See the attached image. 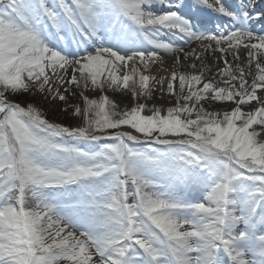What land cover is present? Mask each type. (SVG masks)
<instances>
[{"label":"snow or ice","instance_id":"1","mask_svg":"<svg viewBox=\"0 0 264 264\" xmlns=\"http://www.w3.org/2000/svg\"><path fill=\"white\" fill-rule=\"evenodd\" d=\"M261 20L256 0H0V264H264Z\"/></svg>","mask_w":264,"mask_h":264},{"label":"bare ground","instance_id":"2","mask_svg":"<svg viewBox=\"0 0 264 264\" xmlns=\"http://www.w3.org/2000/svg\"><path fill=\"white\" fill-rule=\"evenodd\" d=\"M46 3L49 4V6L52 5L53 0H46ZM225 3L227 5H231L235 3V0H225ZM261 4H257L256 7L258 8ZM208 14L212 17L213 19V24L212 26L215 27L217 24H227L228 18L227 17H220L219 13L212 12L211 9L207 10ZM219 17V18H218ZM46 26V27H44ZM230 26V25H228ZM251 27L256 31V32H264V20L262 21H256L252 23ZM61 35L65 36V40L61 41L58 36H56V29H53L51 24L47 21L45 18L43 23H42V39H44V42L48 44L50 47H57V50H60L63 48L65 50V53L67 54L68 52L75 53L77 55L83 54V48H78L76 44L71 43V40L69 39V34L67 31L61 29ZM196 44H193V47H196ZM170 59V58H169ZM229 59H231L229 57ZM206 63L209 64L210 67H212L215 63V57L208 56ZM188 70V69H185ZM152 74L157 75V76H167L170 75V70H168V66L164 67H154L152 70ZM108 95L110 98L120 101L121 97L119 95L113 94L111 91L108 92ZM39 98H36V100ZM173 101H170L167 96L162 100L160 97V94L157 92L155 95V99L150 101V106H171V103ZM128 104V101L125 100L123 104H121V107L123 108L125 105ZM42 110H47V106H43Z\"/></svg>","mask_w":264,"mask_h":264},{"label":"rangeland","instance_id":"3","mask_svg":"<svg viewBox=\"0 0 264 264\" xmlns=\"http://www.w3.org/2000/svg\"><path fill=\"white\" fill-rule=\"evenodd\" d=\"M258 1V0H257ZM256 1V2H257ZM257 10H260V8H257ZM28 102H32L30 97L25 98ZM37 104H39V99L35 101ZM26 106V105H25ZM50 120H57V121H64L67 122V118L65 116L60 115L59 113H56L55 115L52 112H48L47 117ZM248 182H245L247 184ZM238 188L240 185H237ZM205 189L202 186H196V187H186L182 188L180 190V195L182 198H184L187 201H196L198 199H202L204 195ZM45 196L49 200L50 203L53 205H56L58 207V210L61 211L62 214H67L68 206L64 202V199L61 197L60 192L56 189H47L45 190Z\"/></svg>","mask_w":264,"mask_h":264}]
</instances>
